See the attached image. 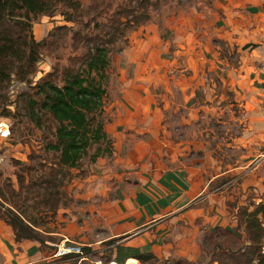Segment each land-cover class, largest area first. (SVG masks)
<instances>
[{"label":"crops","instance_id":"0c3cea01","mask_svg":"<svg viewBox=\"0 0 264 264\" xmlns=\"http://www.w3.org/2000/svg\"><path fill=\"white\" fill-rule=\"evenodd\" d=\"M204 10L201 31L186 32L185 37L179 38L182 44L178 51L185 56L173 61L176 64L173 68L178 72L170 74L169 86L159 81L149 90V84H138L140 96L136 100L144 104L143 112L148 105L160 103L161 89L181 94L183 103L190 107L188 117L183 118L188 129L184 139L174 140L166 136L159 106L149 117L148 113L142 112L143 115L138 113L141 116L136 118L135 113L134 117L140 120L137 123L131 118L128 119L130 123H125L117 111L108 130L110 132L114 125L119 127L111 131V153L92 163V173L86 177L90 182L86 186L88 191H77L84 184L82 179L70 185L76 188L75 199L91 198L96 202L88 203L81 208L83 211L79 209V216L68 214V209H58L56 219L66 221L63 226L58 224L54 232L58 242L67 235L71 242L99 253V244L116 240L114 244L106 245L111 248L108 252L112 258L116 257V245L130 246L152 253L157 263L161 253L168 254V257L170 252L167 249L176 248L180 258L175 260L198 263L202 254L200 231L210 232L215 227L231 229L236 225L229 202L238 199L242 203L247 196L256 202L264 201V165L260 164L264 160L261 157L264 142L256 139L258 132L264 133V0H212ZM43 29L42 33H45ZM142 48H146L144 44ZM156 48L164 50V42L153 45V49ZM234 55L235 59L231 60ZM155 71L166 75L164 68L156 67ZM215 81L217 92L213 95ZM227 90L231 93L230 105L236 106L234 112L238 117L221 114L218 112L220 107L215 106L226 103L222 93ZM132 96V91H128V96L117 99L116 104L137 111L140 108L130 103ZM200 109L210 111L199 114ZM208 114L216 116L223 124L225 114L228 120L246 121L242 132L229 137L231 142H218L217 148L213 149L245 147L248 152L252 143L257 142L263 151L257 154L256 162L253 159L245 161L249 157L247 154L237 157L238 163L223 166L216 156L210 154L212 149H209L208 141L194 140L193 134L202 136L207 130L197 129V119L207 118ZM151 144L173 148L176 157L191 152H200L202 156L199 159L185 158L183 162L172 155L173 161L169 163L161 161L151 165L144 162L145 151L153 149ZM140 152L142 154L138 155ZM128 178H134V186ZM86 215L90 216L91 222L85 219ZM46 245L48 247L39 248L33 240L16 241L12 228L0 219V264H102L99 258H95L96 262L87 257L78 261L66 260L60 253H55V243L46 241ZM167 257L159 264L171 262ZM127 259L139 262L133 257Z\"/></svg>","mask_w":264,"mask_h":264},{"label":"trees","instance_id":"16d2710c","mask_svg":"<svg viewBox=\"0 0 264 264\" xmlns=\"http://www.w3.org/2000/svg\"><path fill=\"white\" fill-rule=\"evenodd\" d=\"M116 1L0 0V95L3 93L5 96L13 82L24 79L28 84H34L36 94L42 96L41 101L28 98V118L39 126L41 115L48 112L55 122L53 137L43 147L44 151L54 156L51 166L47 167L43 175L36 179L30 178L27 186L23 183L24 176L19 175V188H8V197L0 190V196L9 200L12 205L5 208L0 205V219L12 228L16 241L29 239L37 242L39 248L48 247L46 241L53 242V238L47 236L55 231L42 229L39 225L52 221L57 215L59 201L65 202L67 199L63 186L70 178L68 170L79 166L93 144L96 149L89 155L90 163L111 153L109 148L101 147L102 144L110 143L101 116L106 96L104 83L111 61L110 44L121 38L127 41V33L146 23L150 19L151 9L159 2ZM43 15H60L64 24L56 26L55 29L71 32L78 44L84 46L83 53L78 57L80 65L76 69H62L61 85L53 81L57 74L56 68L37 82L26 79L28 74H34L32 66L39 59V47L48 42L47 36L36 41L32 33L33 24ZM48 35H53V32L50 31ZM13 75H17L18 80ZM3 110L4 116L11 112L6 106ZM28 159L43 157L31 153ZM43 162L40 160L41 169ZM26 168L30 171L33 169L30 166ZM28 199L32 200L30 205L36 207L35 213H28L25 209L28 206L25 201ZM245 199L247 200L242 203H228L235 215L236 225L231 229L215 227L210 231L204 243L206 260L200 264H264V201L256 202L250 196ZM115 241H108V246ZM54 243L57 244L58 241ZM115 252L116 257L108 255L107 261L103 263L116 261L123 264L130 257L140 263L157 261L152 253L141 252L130 246L116 245ZM90 255L97 257L98 252L81 246V253L68 252L61 257L78 261ZM185 262L192 263L179 259L168 264Z\"/></svg>","mask_w":264,"mask_h":264},{"label":"rangeland","instance_id":"374dc122","mask_svg":"<svg viewBox=\"0 0 264 264\" xmlns=\"http://www.w3.org/2000/svg\"><path fill=\"white\" fill-rule=\"evenodd\" d=\"M119 1L121 0H117L116 2ZM211 1L212 0H159V2L150 11V19L143 25L132 28L127 33V41H124L123 38H121V40H116L115 42L110 44V47L112 49L110 56L111 61L106 72L107 77L104 83L106 96L104 97V108L101 114L102 119L104 120L103 128L107 134L108 139L110 140V143L108 145L102 144V148L107 147L112 150L113 139L111 137V131L118 130L119 127H115L114 125L110 132L108 130L113 124V118L115 117L117 111L121 113V117L124 119L123 121L125 123L129 122V118L134 119L133 123H137L138 121H140L136 118H139L141 115H143V111L141 110V108H143L144 104H141L138 99L136 100V98L140 96V88H138V84H140L141 86L149 84V90H152L153 84L155 82L158 83L159 81H161V83L166 82V86H169L167 79H169V77L171 76L170 74L178 72V69L173 68V66L176 65L173 61H179L185 56L178 51V49L180 48L179 45L182 44L179 38L185 37L184 35L186 32L192 31L193 33H197L201 31V21L203 19L202 14L205 11L204 9H207V7H209V3ZM63 24L64 22L60 15H55L52 17L43 15L38 17L37 21L33 24L32 33L34 39L41 40L47 36L48 42L46 45L39 47V59L32 66V68L34 69V74H28L26 76V79H31V81L34 80L35 82H37L41 77L45 76L50 71L52 72L53 68H56L55 72L57 74L53 81L61 85L63 83L61 74L62 69H64V67L76 69L80 65L78 57L83 53L84 46L78 44L77 39L72 36L71 32L65 31L64 29L60 28L55 29L56 26H60ZM43 28H45V33H42ZM50 31L53 32V35L51 36L48 35ZM40 33H42L43 36H41ZM159 40L164 42V50H161L159 48L153 49V45H156L157 42H160ZM142 44H144L146 48L143 49ZM235 57L236 56L234 55L230 58L232 60L235 59ZM169 65L170 67H168ZM156 67L166 69V75L163 76L162 73L160 74V72H156ZM159 75L161 76V78L159 77ZM13 76L14 79L18 80L17 75ZM132 85H136V87H132ZM12 88L13 91H10V87L8 88L6 94L4 93L5 96H3V93L0 95V120L6 121L9 125V135L2 138V140L0 141V155H3L4 157V162L0 164V190L3 195L7 197L9 191L8 188L13 187L15 190H18L19 183L17 178L19 175L24 176L23 183L25 186H27L28 180L30 178L36 179L38 176H40L41 174L43 175L46 172L47 167L51 166V161L54 158L52 153L44 151L43 147L44 144L53 137L52 132L55 128V122L52 120L48 112H43V114L41 115V122H39V126H36L26 114L28 98H33L37 101H41L42 96L36 94V88H34V84H28V82L24 79L19 80V82H13ZM128 91H132L133 94V101H130V103L137 105L140 108L139 110L136 111L132 108L126 110V106L121 105V103L119 105L116 104L117 99L120 100L122 97L128 96ZM216 92L217 88L215 81V87L213 88L212 94L214 95L216 94ZM229 92L230 91L227 90L222 93L226 98V103L221 102L222 104L220 103V105L215 106L220 107L221 110L217 111L221 114L226 113L229 117H232V115H235L234 117H238L234 112L237 111L235 109L236 106L230 105L231 93ZM9 101L11 102L9 103ZM5 106L8 107L9 111H11L7 116H4L5 112L3 109L5 108ZM157 106H159L161 109V123L162 128L165 129L166 136L168 135L174 140H178L181 138L183 140L185 132L188 130L186 129V126L183 122V118L188 117L190 107L183 103L181 94L178 92L176 93L175 90H171V92H168L161 89L160 103L148 105L143 113H148L146 115H148L149 117V114L152 115L154 109ZM205 111H210V109H200L199 114H201L202 112L205 113ZM135 113H137L136 116L138 115V113H141V115H138V117L135 118ZM226 114L225 116H222V118L226 117L224 119V124L219 118L210 114H208L209 117L207 118L203 117L197 119V129L199 131H201V129L207 130L203 131L202 136L199 135V133H197V135L193 134L192 138L194 140L195 138H198L208 141V147L210 150L212 149V151H210V154L216 156L221 161L223 166L233 163L236 164L238 163V161H236L237 157H243V155L247 154H249V157L245 159V161L248 162L251 159L254 160L258 156L257 154L260 153V151L262 152L264 150V146L262 147V150L261 147H259L260 144L257 142L252 143V149L248 152H246L245 147L233 150H228V148L218 151L214 150L217 148L218 142H231L229 137L238 134L239 131L242 132L244 126L247 125L246 121L244 120H241V122L238 120H232L233 122L231 120H228ZM152 127H154V125ZM193 127V131H195V125H193ZM187 128H189L188 124ZM128 129L130 130L132 128ZM257 135L258 136L256 137V139H260L261 142H264V133L258 132ZM189 138L187 137V139ZM151 147L153 148L151 151L149 150L145 151L146 153L144 152V162L146 163H151V165H155L157 162L161 161L169 163L168 161L172 160L173 156L176 157L174 154L176 150H174L173 148L159 146L157 144H151ZM95 149L96 145L93 144L91 147H89L87 155H85L82 161H80L79 166L68 170V176H70V178L64 183L63 186V189L67 193V199L65 200V202H63L62 200L59 201V209H68V214L71 213L73 215H78V212L83 211L81 210V208L87 206L90 202H96L91 201V198H87L88 200H81L79 198L75 199L73 197V193L76 188H72L70 186L72 183H75L76 180V182H80L81 180L78 179H82L84 180L82 181V183L84 184L81 187L77 188V191L79 193L88 191V188H86V186L88 187V184H90V182L86 177H88L92 173L93 168V164L89 161V155L92 154ZM31 153L43 157V159L30 160L28 159V156L31 155ZM141 154L142 153L140 152L138 155ZM105 155L103 156L104 159ZM136 155L137 153L134 155L135 159ZM201 156L202 153L200 152H191L188 155L178 154L176 159L184 162L185 158L199 159ZM40 160L41 162L45 161L41 163L43 165L42 169L39 167ZM255 160H257V158ZM260 164L264 165V160H261ZM26 166L33 167V169L30 171L26 168ZM128 179H130L129 183L131 182L133 184L132 186H134V178ZM70 188L72 189L71 191ZM22 191L24 192V189ZM233 201H238V199H235ZM31 202L32 200L30 199L25 201V205H28L25 209L28 213H35L36 207L30 205ZM83 203L87 204L83 205ZM0 205H3L4 208L12 206L9 200L4 199L2 195L0 196ZM4 208H1V210H3ZM56 216L49 223L40 224L39 226L42 229L46 228L52 231H56L58 229V224L64 225L66 222L57 220ZM78 216H76V221H79ZM65 218L67 219L68 217L65 216ZM85 219L91 222L90 216L88 217V215H86ZM91 227H93L92 223ZM209 233V231H200L199 233L201 241L200 252L202 254L198 263L185 262V264H200V262L202 261L204 263L207 255L204 249V243H206ZM43 235L47 236V234ZM49 235L50 236L47 237H52L53 242L49 240L47 242L54 243V241H58V236H55V234L53 233H50ZM70 239L71 238L69 236L65 235L62 236L61 240L57 244L55 243L57 248L55 250V253L57 255H59V253L61 255L68 253L66 249L74 244ZM106 245L108 246V244H105V242L99 244V248L97 249H99L100 252L98 253L97 257L90 255L87 256L88 260L93 259L92 261L96 262L98 258L102 257V263L103 261H107L106 259L108 255H110V253L108 252V248H106ZM167 250L170 252L169 256L167 257L168 254L165 253H159V262H164V257L169 258L170 261H174L175 259L180 258V252L178 249L170 248ZM127 260L128 261L125 264H159V262L157 263V261L136 263V260L134 259ZM112 262L116 264L115 261Z\"/></svg>","mask_w":264,"mask_h":264},{"label":"built area","instance_id":"2783aa9c","mask_svg":"<svg viewBox=\"0 0 264 264\" xmlns=\"http://www.w3.org/2000/svg\"><path fill=\"white\" fill-rule=\"evenodd\" d=\"M13 85V83H12ZM12 85L10 86V91H13ZM9 135V125L6 121L0 120V137L4 138ZM262 158H264V152L261 155ZM4 161V158L0 156V163ZM67 252H74V253H81V246L74 243L73 245L69 246L68 249H66ZM65 251V252H66ZM107 264H114V262H108Z\"/></svg>","mask_w":264,"mask_h":264},{"label":"clouds","instance_id":"9594fccd","mask_svg":"<svg viewBox=\"0 0 264 264\" xmlns=\"http://www.w3.org/2000/svg\"><path fill=\"white\" fill-rule=\"evenodd\" d=\"M110 262H112V261H110ZM116 262V261H115ZM116 264H118L117 262H116Z\"/></svg>","mask_w":264,"mask_h":264}]
</instances>
